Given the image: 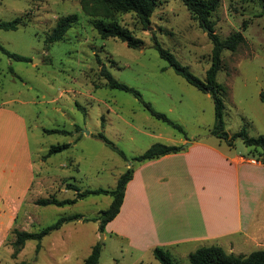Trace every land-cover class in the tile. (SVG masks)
<instances>
[{"label": "rangeland", "instance_id": "1", "mask_svg": "<svg viewBox=\"0 0 264 264\" xmlns=\"http://www.w3.org/2000/svg\"><path fill=\"white\" fill-rule=\"evenodd\" d=\"M70 13L78 15L77 22L62 39L48 44L58 19ZM18 16L24 24L0 29L2 46L29 58H10L0 48V264H81L98 242L99 264H161L152 253L137 261L140 253L125 240L106 238L98 220H83L98 217L109 207L111 195H89L61 206L35 200L74 197L69 183L81 190L114 189L135 161L132 157L157 142L177 145L185 135L223 140L211 133L215 111L210 94L178 75L154 46L156 38L205 80L212 60L209 29L183 0H158L148 28L134 12L115 13L112 20L143 39L140 48L115 37L102 38L94 26L98 18L82 10L81 0H0V21ZM211 19L223 38L237 30L245 35L236 51L223 50L217 73L226 87L225 130L233 134L245 127L249 135L264 134V103L259 97L264 90V0H221ZM103 64L117 80L139 90L155 110L181 125L185 134L152 115L132 92L109 87L100 74ZM99 132L129 159L107 145ZM62 143L70 145L44 157L51 145ZM72 214L81 218L46 235L38 251L36 240L16 250V229L38 231ZM182 262L189 264V258Z\"/></svg>", "mask_w": 264, "mask_h": 264}, {"label": "crops", "instance_id": "2", "mask_svg": "<svg viewBox=\"0 0 264 264\" xmlns=\"http://www.w3.org/2000/svg\"><path fill=\"white\" fill-rule=\"evenodd\" d=\"M176 141V152L129 163L133 175L104 236L125 240L139 257L163 247L182 264L203 245L245 255L264 249V162L237 140Z\"/></svg>", "mask_w": 264, "mask_h": 264}, {"label": "trees", "instance_id": "3", "mask_svg": "<svg viewBox=\"0 0 264 264\" xmlns=\"http://www.w3.org/2000/svg\"><path fill=\"white\" fill-rule=\"evenodd\" d=\"M183 3L190 11L191 15L196 18L204 28L209 29L208 36L212 41L213 47L211 65L206 71V79L202 80L192 73L189 68L182 64L169 49L163 47L156 38H154L155 48L158 50L160 56L168 62L178 75L182 76L187 82L194 85L199 90L210 94L212 97L214 101L215 122L213 128L211 129V133L224 139L230 145H232L236 139L240 138L245 145L252 148V155L261 157V161L264 162V134H259L257 136L249 135L245 127H242L239 131L234 132L233 134H229L225 130L224 100L222 94H224L226 87L217 80V73L222 67L223 50L228 49L236 51L240 44L245 42V35L241 30H237L231 32L223 38L215 32L214 22L211 19V16L219 7L221 0H183ZM157 4L158 0H81L82 10L86 14L98 18L94 22V26L102 38L115 37L123 42H126L128 46L133 48H140L144 43L143 39L134 35L129 28L122 25L120 22L112 20L115 13L134 12L143 27L148 28L151 24V16ZM77 20L78 15L76 13H70L60 17L48 35L46 42L51 44L62 39L68 29L75 22H77ZM21 24H24L23 19L18 16L12 20L0 21V29L15 30ZM246 27L247 22L244 21L243 28ZM0 48L3 52L7 53L10 58L17 60H29L26 56L9 52L2 46L1 43ZM100 74L107 79L109 87L132 92L143 101L144 105L152 115L163 119L185 134L181 125L174 122L165 113L155 110L149 102L144 101L139 90L117 80L104 64L101 66ZM259 97L264 103V90L259 92ZM56 130L57 129H49V132H54ZM98 136L102 138L112 149L118 151L126 160L129 159L125 155L124 151L118 148L115 143L104 134V132H99ZM69 145L70 143L51 145L44 157L47 158L52 154L61 152L68 148ZM180 149L181 146L179 145H168L157 142L152 144L143 153L132 157V159L135 161H144L167 153L176 152ZM132 175L133 167L130 166L120 175L117 186L114 189L97 187L81 190L77 185L69 183L68 188L76 191V195L74 197L59 199L56 196L51 195L48 197H39L35 200V203L39 205L54 204L61 206L65 204H74L77 200L85 198L89 195L109 194L112 196V201L108 208L100 211L98 217H83L84 221L98 220L99 231L104 232L106 224L119 213L125 195L126 184L131 179ZM80 218L81 217L78 214L62 216L52 224H49L38 231L16 229L14 241L16 250H20L25 245L27 240H36V250L38 251L40 248V242L46 235L60 229L65 223L76 221ZM101 249L102 244L99 242L96 243L92 247L90 254L81 264H99ZM153 254L161 264H182L175 260L171 253L163 247H155ZM188 258L189 264H264V249L253 250L249 254L245 255L227 251L218 244H211L196 248L194 251L189 253Z\"/></svg>", "mask_w": 264, "mask_h": 264}, {"label": "built area", "instance_id": "4", "mask_svg": "<svg viewBox=\"0 0 264 264\" xmlns=\"http://www.w3.org/2000/svg\"><path fill=\"white\" fill-rule=\"evenodd\" d=\"M251 161H252V162H256L257 160L253 158V159H251Z\"/></svg>", "mask_w": 264, "mask_h": 264}, {"label": "water", "instance_id": "5", "mask_svg": "<svg viewBox=\"0 0 264 264\" xmlns=\"http://www.w3.org/2000/svg\"><path fill=\"white\" fill-rule=\"evenodd\" d=\"M206 29H208V28H206ZM102 237H103V233H102V235H101Z\"/></svg>", "mask_w": 264, "mask_h": 264}]
</instances>
